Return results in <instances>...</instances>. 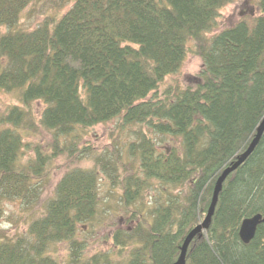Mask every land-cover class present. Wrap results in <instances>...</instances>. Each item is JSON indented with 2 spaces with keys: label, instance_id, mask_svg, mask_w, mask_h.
Masks as SVG:
<instances>
[{
  "label": "trees",
  "instance_id": "1",
  "mask_svg": "<svg viewBox=\"0 0 264 264\" xmlns=\"http://www.w3.org/2000/svg\"><path fill=\"white\" fill-rule=\"evenodd\" d=\"M231 1L74 0L52 26L45 20L23 30L18 19L30 0H0V24L9 28L0 34V89H19L23 105L0 116V217L4 200L29 203L37 196L52 158L76 154L94 165L67 170L25 233L0 236V264H61L48 252L57 242L70 246L66 264H109L111 248L84 260L76 238L77 225L98 213L101 174L121 186V202L131 210L130 225L112 236L117 250L132 245L125 264L174 263L184 233L206 211L219 170L247 145L264 115V0L250 21L205 35ZM190 39L201 59L194 81L158 93L179 70ZM34 100L44 104L36 121ZM114 117L146 125L128 146L144 178L115 146L106 147L112 159L75 146L77 127ZM34 125L49 132L51 149L36 146L31 162L21 165L22 130ZM150 133L179 137L180 146L159 151ZM148 178L187 184L150 211L152 223L133 208ZM257 212L264 213V131L224 180L206 236L187 249L186 263L264 264V224L247 244L237 233L240 221Z\"/></svg>",
  "mask_w": 264,
  "mask_h": 264
},
{
  "label": "rangeland",
  "instance_id": "2",
  "mask_svg": "<svg viewBox=\"0 0 264 264\" xmlns=\"http://www.w3.org/2000/svg\"><path fill=\"white\" fill-rule=\"evenodd\" d=\"M73 2L74 0H30L19 15L17 28L31 30L41 25L45 20H47L49 26H52L71 7ZM257 7L258 0H232L220 7L215 25L210 31L205 32V35L209 37L220 29L233 25L242 19L250 21L252 16L258 11ZM8 29L7 25L0 24V34L5 33ZM187 47V53L179 70L164 78L158 87V93L168 84H177L180 87H184L194 81V76L197 75L201 66V59L197 54L192 52L193 41L191 39L187 41ZM12 105L23 106L19 100V89H0V116L4 115ZM43 106L44 104L40 100L31 102L30 109L35 121L38 119ZM34 127L31 126L29 129L22 130L24 142L27 145L23 146L18 158V162L21 165L26 166L31 162L36 146H39L41 151H46L47 149L49 152L51 149V145H49L51 141L49 132L43 130L41 127H36V125ZM143 131H147L145 124H124L121 122V118L114 117L93 126L77 127L76 132L80 134V137L75 139V146L77 148L89 147L90 150L98 152L100 155H106L111 159L112 156L108 155L106 147L115 146L121 151L123 161H132L133 169L144 178V174L140 170L138 158L130 156L128 151L129 143L136 141L138 132L141 133ZM150 135L159 151L168 150L171 145L179 147L181 143L179 137L155 133H150ZM69 155L58 156L49 160L45 173L38 181L37 196L29 203L19 198L4 200L3 214L0 217V236L14 237L17 234L25 233L31 220L42 213L48 198L54 195V189L58 180L67 170L74 168L76 165L83 168H94L93 163L87 157L84 159L78 157L76 154ZM100 161L101 159H99L98 163ZM103 162L104 160H102ZM115 167L122 174L120 167L118 165H115ZM99 178L98 213L92 220L77 225L76 238L80 242L81 256L82 259L89 261L88 258L92 255L100 252L103 253L111 248L107 252L109 264H125V255L128 248L132 245H129L128 248L125 247V249L117 250L112 236L116 230L123 232L127 225H130L126 223V218L128 215H131V210L127 209L121 202V186L119 184H111V181L105 174L99 175ZM146 180L147 185L142 192V197L133 203V208H139L144 217H147L146 219L152 223L150 211L154 210L164 200L167 193L175 194L180 192L182 194V191L187 189V184L171 186L162 184L155 178H148ZM203 215L205 214L203 213ZM202 218L203 216L198 217L196 223ZM191 228L187 229L184 236ZM203 235L206 236L205 233ZM196 238L200 237L196 235L193 238V242L189 243L188 248L190 245L192 246ZM69 248L70 246L66 242H57L49 247L48 252L59 260L61 264H66L70 253Z\"/></svg>",
  "mask_w": 264,
  "mask_h": 264
},
{
  "label": "water",
  "instance_id": "3",
  "mask_svg": "<svg viewBox=\"0 0 264 264\" xmlns=\"http://www.w3.org/2000/svg\"><path fill=\"white\" fill-rule=\"evenodd\" d=\"M264 131V117L258 124L256 128V134L249 142V144L236 155V157L226 166L224 167L220 173L217 175L210 197V202L208 204L206 213L204 217L193 226L184 236L179 255L173 264H186L185 257L189 243L192 239L197 235L201 237L202 233L209 227L211 217L214 213L215 205L218 199L219 192L222 188V183L225 178L234 170H236L250 155V153L256 147L260 137ZM264 224V214L257 212L250 216L243 218L240 222L238 228V236L243 243H248L254 237L257 226L259 224Z\"/></svg>",
  "mask_w": 264,
  "mask_h": 264
},
{
  "label": "bare ground",
  "instance_id": "4",
  "mask_svg": "<svg viewBox=\"0 0 264 264\" xmlns=\"http://www.w3.org/2000/svg\"><path fill=\"white\" fill-rule=\"evenodd\" d=\"M263 117H264V115L262 116V118L260 119V121L263 119ZM260 121H259V123H260ZM259 123H258V124H259ZM258 124H257V126H258ZM257 126H256V128H257ZM256 128H255V132L253 133L252 137H251V138L249 139V141L247 142V145H248L249 142L252 140V138L255 136V134H256ZM262 134H263V133H262ZM261 136H262V135H261ZM260 138H261V137H260ZM258 142H259V141H258ZM257 144H258V143H257ZM247 145H246V146H247ZM246 146H245V147H246ZM256 146H257V145H256ZM245 147H244V148H245ZM244 148H243V149H244ZM243 149H242V150H243ZM254 149H255V148H254ZM242 150H240V152H241ZM240 152H239V153H240ZM252 152H253V151H252ZM252 152H251V153H252ZM251 153H250V154H251ZM237 154H238V153H237ZM237 154H236V155H237ZM235 157H236V156H235ZM230 162H231V161H230ZM230 162H229V163H230ZM229 163H228V164H229ZM228 164H227V165H228ZM227 165H226V166H227ZM226 166H224V167H226ZM224 167H223V168H224ZM223 168H222V169H223ZM222 169H221V170H222ZM221 170H219V173H220ZM225 179H226V178H225ZM222 184H223V183H222ZM207 207H208V206H207ZM215 207H216V205H215ZM205 213H206V211L204 212V214H205ZM202 216L204 217V215H202ZM211 221H212V217H211ZM211 221H210V224H211ZM210 224H209V226H210ZM178 254H179V253H178Z\"/></svg>",
  "mask_w": 264,
  "mask_h": 264
}]
</instances>
